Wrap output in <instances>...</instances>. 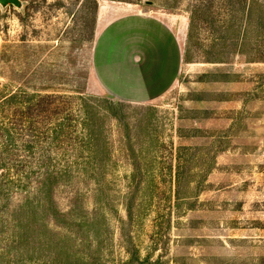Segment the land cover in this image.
Instances as JSON below:
<instances>
[{"label": "rangeland", "instance_id": "rangeland-1", "mask_svg": "<svg viewBox=\"0 0 264 264\" xmlns=\"http://www.w3.org/2000/svg\"><path fill=\"white\" fill-rule=\"evenodd\" d=\"M98 1L105 13L128 8L173 28L182 57L172 84V47L155 31L134 29L137 91L112 85L119 74L107 67L101 80L93 0L0 4V93L81 96L99 111L94 152L86 150L80 173L57 183L47 200L68 215L42 222L54 233L39 255H58L65 238L64 251L86 264H264V62L257 35L228 29L218 1L202 10L191 35L193 5L203 9L211 0Z\"/></svg>", "mask_w": 264, "mask_h": 264}, {"label": "trees", "instance_id": "trees-1", "mask_svg": "<svg viewBox=\"0 0 264 264\" xmlns=\"http://www.w3.org/2000/svg\"><path fill=\"white\" fill-rule=\"evenodd\" d=\"M93 1L97 14L99 1ZM217 1L229 16L228 29H240L245 38L257 35L258 61L264 62V0H211L203 9L195 4L189 34L202 10L209 12ZM98 112L81 96L22 89L0 93V264H86L85 258L64 251L65 238L57 242L58 255L47 251L42 258L39 253L51 248L54 233L42 222L67 220L68 214L47 200L57 183L80 173L86 150L94 152Z\"/></svg>", "mask_w": 264, "mask_h": 264}, {"label": "crops", "instance_id": "crops-1", "mask_svg": "<svg viewBox=\"0 0 264 264\" xmlns=\"http://www.w3.org/2000/svg\"><path fill=\"white\" fill-rule=\"evenodd\" d=\"M132 29L143 32L142 34L144 36H149L151 35V31H155L163 44L166 43L172 47L173 54L175 53L177 56L176 65H173L174 67L171 65L172 71L169 70L167 73V77H170L167 81L172 84L174 80L173 78L176 75L175 71L178 68V63L182 57L180 43L175 31L164 20L157 16L131 12L128 8H125V11L116 13L115 15L105 13V11L102 10V7L99 8V13L97 15V42L94 49L95 67H97V70L102 69L99 71L98 75H100V77L101 74L104 75L103 72L107 67L106 72L108 74H114L116 77L119 74L115 81H111L112 85L117 84L119 87L123 86V91H137L135 85L138 82H131ZM118 44L121 46L116 47ZM157 46H159L158 43ZM106 72L105 74H107ZM123 76H125L126 79L125 77L123 79ZM101 80H103L102 77ZM101 84L105 89L112 92L108 81H101ZM142 84L143 89L145 88V85L149 83L147 81L140 82V85ZM171 84H169V86ZM123 98L131 99V96Z\"/></svg>", "mask_w": 264, "mask_h": 264}, {"label": "water", "instance_id": "water-1", "mask_svg": "<svg viewBox=\"0 0 264 264\" xmlns=\"http://www.w3.org/2000/svg\"><path fill=\"white\" fill-rule=\"evenodd\" d=\"M0 4L3 7H6L8 5H14L18 8L22 7L23 5L22 0H0Z\"/></svg>", "mask_w": 264, "mask_h": 264}]
</instances>
